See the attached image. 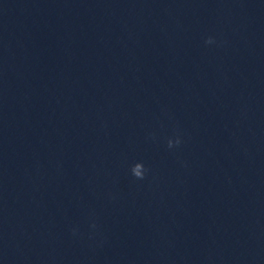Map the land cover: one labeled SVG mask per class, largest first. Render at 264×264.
<instances>
[{
  "label": "clouds",
  "instance_id": "clouds-1",
  "mask_svg": "<svg viewBox=\"0 0 264 264\" xmlns=\"http://www.w3.org/2000/svg\"><path fill=\"white\" fill-rule=\"evenodd\" d=\"M206 44H212L214 43V39L212 37H209L205 40ZM181 143L179 137H177V139L175 141H173L172 139L168 140V147L171 149L175 146H178ZM147 169L145 168L143 163H136L132 168H131V173L132 175L137 178V179H144L145 178V173H146ZM95 225H93L94 227Z\"/></svg>",
  "mask_w": 264,
  "mask_h": 264
}]
</instances>
